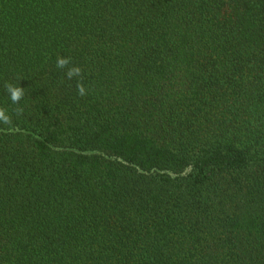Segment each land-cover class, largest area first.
Segmentation results:
<instances>
[{
    "label": "trees",
    "instance_id": "obj_1",
    "mask_svg": "<svg viewBox=\"0 0 264 264\" xmlns=\"http://www.w3.org/2000/svg\"><path fill=\"white\" fill-rule=\"evenodd\" d=\"M0 264H264V0H0Z\"/></svg>",
    "mask_w": 264,
    "mask_h": 264
}]
</instances>
